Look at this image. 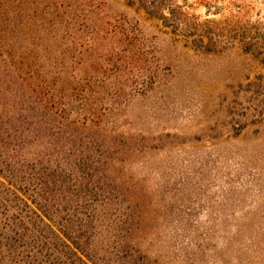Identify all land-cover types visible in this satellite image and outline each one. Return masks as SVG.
I'll return each mask as SVG.
<instances>
[{
	"label": "trees",
	"instance_id": "obj_1",
	"mask_svg": "<svg viewBox=\"0 0 264 264\" xmlns=\"http://www.w3.org/2000/svg\"><path fill=\"white\" fill-rule=\"evenodd\" d=\"M11 9L0 17V264H157L134 245L153 204L127 165L174 137L115 128L134 97L168 82L152 43L93 0H15L1 15ZM241 94L254 109H238ZM233 98L236 137L244 111L264 121V79Z\"/></svg>",
	"mask_w": 264,
	"mask_h": 264
},
{
	"label": "rangeland",
	"instance_id": "obj_2",
	"mask_svg": "<svg viewBox=\"0 0 264 264\" xmlns=\"http://www.w3.org/2000/svg\"><path fill=\"white\" fill-rule=\"evenodd\" d=\"M13 1L0 0V10ZM93 1L136 22L168 76L115 124L128 136L174 137L127 165L153 204L134 245L157 264H262L264 121L244 111L234 137L224 106L238 85L264 79V0ZM251 96L235 100L239 110L254 109Z\"/></svg>",
	"mask_w": 264,
	"mask_h": 264
}]
</instances>
